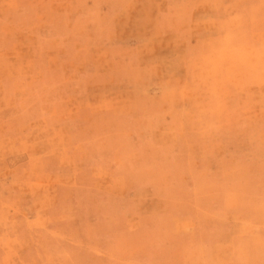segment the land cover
I'll list each match as a JSON object with an SVG mask.
<instances>
[{
  "label": "crops",
  "instance_id": "1",
  "mask_svg": "<svg viewBox=\"0 0 264 264\" xmlns=\"http://www.w3.org/2000/svg\"><path fill=\"white\" fill-rule=\"evenodd\" d=\"M222 1L163 0V9L162 0L99 4L95 10L105 17L104 24H91L89 33L95 36L82 42L88 49H94L95 56L66 59L58 54L53 67L41 61L40 76L34 81L30 75L23 77L10 69L0 76V97L10 101L0 103V140L2 130L6 129L9 137L3 136L4 140L13 147L6 156L0 153V160L22 156L24 164L30 166V171L24 172L30 176L52 174L60 180L72 177L75 184L69 188L79 199L74 207L87 209L88 214L91 213L88 209L94 207L110 209L101 216L108 230L92 237L95 251L106 258L102 264H264V260L256 263L244 259L241 245L244 239L264 237V217L241 216L234 209L224 214L220 209H231V205L212 199L201 205L204 210L200 214L181 211L184 201L172 194L178 191L174 172L148 163L151 157L148 150L152 149L153 154L156 150L154 158H159L158 149L162 145L168 144L170 152L173 151L178 129L193 122L182 118L190 109L184 103L178 104L177 96L181 93L178 94L176 77L170 74L171 49L176 47V38L181 35L185 48L193 49L195 42L188 37L197 30L193 22L197 8L199 16L211 14L212 24L223 28L228 21ZM132 17L136 18L134 23L129 20ZM250 30L248 22L245 31ZM130 31H136L137 38L125 37ZM96 32L105 36L97 38ZM161 34L172 39L164 45L169 49V70L168 77L163 78L160 55L155 52L161 47L155 37ZM66 60L82 65L70 73L74 87L61 88L48 83L50 72L60 69L58 65ZM7 62L17 63V59ZM5 63L0 57V69ZM10 80L14 81L13 86L8 84ZM34 96L40 97L39 103L32 102ZM51 97H54L51 101L59 103L50 104ZM68 98L71 103L65 104L63 100ZM227 108L223 121L231 123L221 121V115L216 122L218 126L223 122L227 128L223 136L228 145L224 158L231 159L237 168L232 174L238 179H233V185L228 183L231 186L225 184L233 192L239 190L241 184L237 180L241 176L253 177L257 182L264 177V136L257 134L256 125L249 120L242 123L239 107L231 104ZM206 119L211 121L214 117L208 114ZM15 134L20 135L23 146L17 144L16 138L12 139ZM99 139L104 140L108 151L105 158L98 159L92 144ZM94 170L102 172L107 182L104 187H96L97 196L104 194L116 199L115 203L96 202L92 190L77 186L79 175ZM8 188L16 197V190ZM45 188L57 193V199L42 203V219L50 209L67 204L60 198L62 192L66 193L63 182ZM83 192H89L91 199L83 201ZM50 252L54 250L46 248L45 253Z\"/></svg>",
  "mask_w": 264,
  "mask_h": 264
},
{
  "label": "rangeland",
  "instance_id": "2",
  "mask_svg": "<svg viewBox=\"0 0 264 264\" xmlns=\"http://www.w3.org/2000/svg\"><path fill=\"white\" fill-rule=\"evenodd\" d=\"M115 1L0 0V57L6 61V65L2 64L4 67L0 69V76L9 73L10 69L17 75H30L31 81H34L40 76L41 61L53 67L57 64L58 54L63 58L80 59L89 54L95 56L94 49H88L82 42L95 36V33H89L91 24H104L105 17L95 10L99 4ZM222 3L228 22L220 29L212 24L211 14L199 16L200 9L197 8V15L193 19L197 30L188 37L195 42L191 48L193 52L185 48L181 35L176 38V47L171 49L173 68L170 74L176 77L178 94L181 93L177 96L178 104L184 103L190 109L182 118L193 122L188 127L178 129L173 151L170 152L168 144L162 145L158 149L159 158H154L156 150L155 154L152 149L148 150L151 156L148 163L174 172L178 191L172 194L184 201L181 211L200 214L204 210L201 205L212 199L227 201L231 205V209H220L224 214H230V210L234 209L241 216L264 217V177L257 182L252 180L253 177L241 176V180H237L241 184L239 190L232 192L225 184L233 185V179H238L232 174L237 168L233 167L231 159L224 158L228 145L223 142L227 131L223 122L228 123L223 121L226 114L223 111L231 104L239 107L242 123L249 120L256 125L257 134L264 136V0H223ZM129 20L134 23L136 18ZM248 22L252 30L246 32ZM103 36V32H96L97 38ZM127 36L137 38V33L130 31L126 33ZM156 38L161 43V47L155 49L156 56L160 55L161 77H168L169 49L164 45L172 42V39L162 34ZM101 55L105 53L101 51ZM13 58L17 59V63L9 64L7 60ZM58 66L60 69L50 72L48 83L61 88L74 87L70 73L76 66L82 65L66 60ZM13 83L10 80L8 84L13 86ZM20 97H23L22 94ZM53 98H49L50 104L59 103V100L51 101ZM39 99L34 96L32 102L39 103ZM68 99L63 102L71 103V99ZM1 102L10 101L0 97ZM208 114L214 119L207 121ZM220 115L223 122L218 126L216 119ZM5 130H2L0 140V153L4 156L13 148L8 140H4L3 136L9 137ZM14 138L19 140L18 145H24L19 134L12 135ZM102 141L99 139L92 144L98 159L105 158L108 151ZM12 160H0V264H90V256L93 264H102L106 258L95 251L92 237L108 230L106 223L101 222V216L110 209L94 207L88 209L91 212L88 214L87 209L74 207L79 199L72 195L69 188L75 184L72 177L60 180L52 174L51 177L30 176L24 172L30 171V166L24 164L26 161L22 156ZM67 161L72 163L71 159ZM14 167L16 170H13ZM57 181L65 185L66 193L62 192L60 198L67 204L50 209L47 217L45 215L42 219V203L48 204L57 199V193L53 190L47 192L45 187L53 186ZM106 183L105 176L99 170L76 178L80 189L92 190L96 202L115 203L116 199L112 200L104 194L97 196V189ZM9 186L16 190V197L14 192L8 190ZM81 199L87 201L91 195L83 192ZM91 216L95 219L89 218ZM241 245L244 247V259L262 263L264 237L244 239ZM46 248L54 250V253L46 254ZM252 252L258 254H247Z\"/></svg>",
  "mask_w": 264,
  "mask_h": 264
}]
</instances>
